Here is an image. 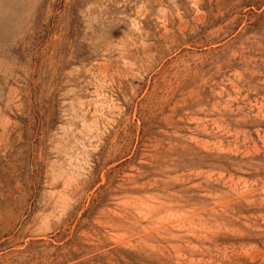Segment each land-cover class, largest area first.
Wrapping results in <instances>:
<instances>
[{
  "label": "rangeland",
  "instance_id": "obj_1",
  "mask_svg": "<svg viewBox=\"0 0 264 264\" xmlns=\"http://www.w3.org/2000/svg\"><path fill=\"white\" fill-rule=\"evenodd\" d=\"M263 257L264 0H0V264Z\"/></svg>",
  "mask_w": 264,
  "mask_h": 264
},
{
  "label": "bare ground",
  "instance_id": "obj_2",
  "mask_svg": "<svg viewBox=\"0 0 264 264\" xmlns=\"http://www.w3.org/2000/svg\"><path fill=\"white\" fill-rule=\"evenodd\" d=\"M194 1V0H193ZM143 18V17H142ZM164 28V27H163ZM130 40V39H129ZM142 44V43H141ZM184 48V47H183ZM148 49V48H147ZM121 56V55H120ZM165 61V60H164ZM199 61V60H198ZM104 76V75H103ZM105 77V76H104ZM96 89V88H95ZM96 94V93H95ZM18 99V98H17ZM257 257V256H256ZM263 259H264V257H263Z\"/></svg>",
  "mask_w": 264,
  "mask_h": 264
}]
</instances>
